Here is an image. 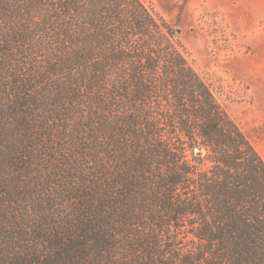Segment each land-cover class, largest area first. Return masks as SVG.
I'll return each mask as SVG.
<instances>
[{
	"label": "trees",
	"instance_id": "trees-1",
	"mask_svg": "<svg viewBox=\"0 0 264 264\" xmlns=\"http://www.w3.org/2000/svg\"><path fill=\"white\" fill-rule=\"evenodd\" d=\"M0 264H264V158L145 0H0Z\"/></svg>",
	"mask_w": 264,
	"mask_h": 264
},
{
	"label": "rangeland",
	"instance_id": "rangeland-1",
	"mask_svg": "<svg viewBox=\"0 0 264 264\" xmlns=\"http://www.w3.org/2000/svg\"><path fill=\"white\" fill-rule=\"evenodd\" d=\"M264 158V0H145Z\"/></svg>",
	"mask_w": 264,
	"mask_h": 264
},
{
	"label": "water",
	"instance_id": "water-1",
	"mask_svg": "<svg viewBox=\"0 0 264 264\" xmlns=\"http://www.w3.org/2000/svg\"><path fill=\"white\" fill-rule=\"evenodd\" d=\"M177 32H180V29H178Z\"/></svg>",
	"mask_w": 264,
	"mask_h": 264
}]
</instances>
